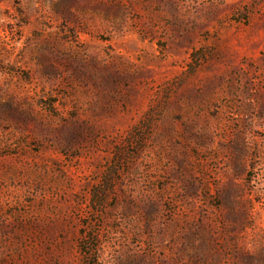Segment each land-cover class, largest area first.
I'll list each match as a JSON object with an SVG mask.
<instances>
[{
  "label": "rangeland",
  "instance_id": "1",
  "mask_svg": "<svg viewBox=\"0 0 264 264\" xmlns=\"http://www.w3.org/2000/svg\"><path fill=\"white\" fill-rule=\"evenodd\" d=\"M0 264H264V0H0Z\"/></svg>",
  "mask_w": 264,
  "mask_h": 264
},
{
  "label": "trees",
  "instance_id": "2",
  "mask_svg": "<svg viewBox=\"0 0 264 264\" xmlns=\"http://www.w3.org/2000/svg\"><path fill=\"white\" fill-rule=\"evenodd\" d=\"M82 249L86 248V245L81 246Z\"/></svg>",
  "mask_w": 264,
  "mask_h": 264
}]
</instances>
